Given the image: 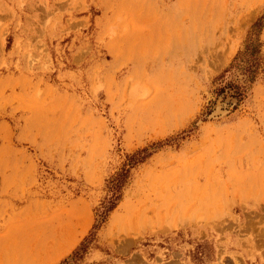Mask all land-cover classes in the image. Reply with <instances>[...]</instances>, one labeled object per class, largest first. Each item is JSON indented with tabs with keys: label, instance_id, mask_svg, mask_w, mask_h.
<instances>
[{
	"label": "rangeland",
	"instance_id": "rangeland-1",
	"mask_svg": "<svg viewBox=\"0 0 264 264\" xmlns=\"http://www.w3.org/2000/svg\"><path fill=\"white\" fill-rule=\"evenodd\" d=\"M258 18L229 112L215 77ZM62 260L264 264V0H0V264Z\"/></svg>",
	"mask_w": 264,
	"mask_h": 264
},
{
	"label": "trees",
	"instance_id": "trees-1",
	"mask_svg": "<svg viewBox=\"0 0 264 264\" xmlns=\"http://www.w3.org/2000/svg\"><path fill=\"white\" fill-rule=\"evenodd\" d=\"M261 26V18H258L250 25L251 35L245 39L242 48L235 53L229 64L215 77L216 85L211 91L214 100L219 98L220 101L224 102V108L229 112L234 110L245 97L247 87L254 81L261 69V42L258 38ZM159 144L156 143L154 147H157ZM152 152L153 150L141 148L127 155L125 163L106 181L107 194L98 210L99 221H102L106 213L116 205L129 169ZM96 225L93 228H96ZM89 235H92V232ZM87 242L88 237H84L71 252L70 258L83 251ZM66 261L62 260L59 264H64Z\"/></svg>",
	"mask_w": 264,
	"mask_h": 264
}]
</instances>
